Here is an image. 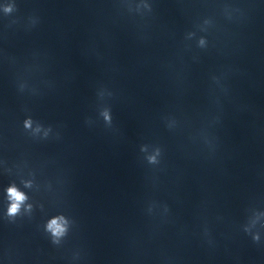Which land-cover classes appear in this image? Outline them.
Instances as JSON below:
<instances>
[{
  "label": "clouds",
  "instance_id": "clouds-1",
  "mask_svg": "<svg viewBox=\"0 0 264 264\" xmlns=\"http://www.w3.org/2000/svg\"><path fill=\"white\" fill-rule=\"evenodd\" d=\"M5 11H11V8H6ZM105 119H109L107 113H105ZM24 126L31 128L32 121L30 119L25 121ZM39 129H37L38 131ZM150 162H155V157H149ZM28 186V185H26ZM7 198L9 206L7 208V215L9 217H15L20 214L22 207L25 211H31V205L26 204L28 197L21 192L15 185L10 186L7 189ZM68 221L63 215H58L51 218L46 224V230L51 233L53 243H58L59 239L63 237L67 232ZM255 238V237H254Z\"/></svg>",
  "mask_w": 264,
  "mask_h": 264
}]
</instances>
